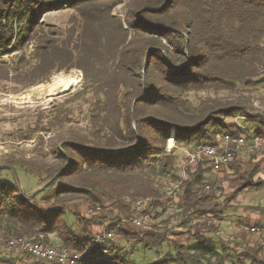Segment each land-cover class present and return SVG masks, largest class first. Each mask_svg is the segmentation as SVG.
Listing matches in <instances>:
<instances>
[{
  "label": "trees",
  "instance_id": "trees-1",
  "mask_svg": "<svg viewBox=\"0 0 264 264\" xmlns=\"http://www.w3.org/2000/svg\"><path fill=\"white\" fill-rule=\"evenodd\" d=\"M127 1L126 29L112 16L118 0H0V58L15 54L14 81L26 89L63 70L81 71L72 99L85 124L65 129L71 110L56 108L45 126L37 119L32 131L15 137L19 143L36 137L32 156L14 154L3 166L36 178L39 188L56 179L32 199L21 195L15 178L0 183V234H42L50 246L89 252L78 264H134L123 255L140 247L154 252L148 264H223L231 258L228 249L217 250L199 230L192 235L196 245L186 247L155 229L126 233L111 225L107 231L129 247L106 252V245L92 247L88 220L74 215L82 225L77 235L66 219L67 205L85 203L115 212L120 221L133 215L138 201L155 203L178 183L177 213L218 217V197L205 190L201 164L193 173L186 169L189 178L178 177L167 143H198L193 149L213 143L239 129L225 119L250 116L236 103L208 98L194 104L190 95L264 85V0ZM65 8L73 10L65 31L41 24L45 14ZM0 75L8 72L0 69ZM253 135L264 138V125ZM261 170L253 157L231 160L222 171L233 190L224 204L263 191ZM257 255L247 248L234 264H264Z\"/></svg>",
  "mask_w": 264,
  "mask_h": 264
},
{
  "label": "rangeland",
  "instance_id": "rangeland-1",
  "mask_svg": "<svg viewBox=\"0 0 264 264\" xmlns=\"http://www.w3.org/2000/svg\"><path fill=\"white\" fill-rule=\"evenodd\" d=\"M118 5L119 4H117V6L113 9L112 16L119 19L127 29L125 23L126 12L125 14H123V16H121L119 14L120 11L117 10ZM127 5L128 1L126 2L125 8H127ZM72 15L73 10L70 8L59 9L57 11L45 14L41 19V24L45 27H55L60 31H65L69 27L68 21ZM32 48L33 45L29 44L26 53L28 54L30 51H32ZM14 55L15 54L4 57L2 63H0V69H4L8 72V76L0 75V166L4 165L3 163L6 158L12 156L14 157V154H25L26 156H32V153L30 154V152H32L35 148L36 137H34V139L30 142L21 143L16 142L15 137H17L19 133L32 131L37 119H40L41 125L45 126V117L52 109L67 108L68 110H71L72 124L70 126L67 125L65 129L72 128L74 130H77L81 129L85 125L84 122H82V119L79 117V104L76 100L72 99L73 95H75V93L80 90L82 84L81 71L76 69L63 70L52 75L49 80L43 84L24 89V86L21 83H16L14 81ZM58 75H64L65 77H77L80 80L78 85H76L75 87H72L62 93L59 92L58 94L56 93L53 96H49L48 85L52 84L54 78ZM208 98L218 99L227 103H236L244 107L243 109L247 111L250 116L247 115L245 117H236L233 119L227 118L225 119V123L228 125L243 127L244 134L246 136H252L257 126H260L261 129L263 128L264 85L250 87L247 89L238 88L234 93H200L189 96L190 101L194 104H196L199 100L201 101ZM260 123H262L263 125ZM49 136L50 135L46 136V139ZM170 140L172 141V143H170L169 145L168 141L167 150L168 152H173L174 156L176 157V174L178 177L182 178V173L184 172V175L186 176L185 179H187L189 178V176L185 171H182L184 169H187V167H185L186 161L184 155L185 152L194 150L193 147L198 143L196 144L192 141L193 143L191 142V145L188 146L186 144L176 146L174 144V140L172 138ZM49 160L50 157L47 158V161ZM200 161L201 169L204 171V183L207 186H210L212 189H214V187L218 184L220 186L218 190H212V192H215L218 197V217H196L193 215L185 216L183 214L177 213L176 210V203L178 202L179 197L175 196L172 200L169 201H166L167 199L164 197L155 203H152L151 201L145 202V216L147 217V221H145L144 223L146 228L144 231H151L152 229H155L157 230V232L174 240L176 243L183 244L186 247H193L196 245V241L192 237V235L196 230L201 231V233L206 236H211L212 233L217 231V224L219 225L218 234L212 237L216 242H219V239H225L226 235H234V237H239L241 239V237L244 235L243 228L245 226L250 227V222L249 219L243 218L238 213L239 210H242L241 212L245 216H250V214L262 215V213L264 212V191L255 192L253 194H243L241 195L242 198H240L239 201H234L230 204V206H227V204H224V200L227 195L233 192V190L229 188L227 182H224L225 180H228V177L224 173H221V176L218 179H214V176L210 174L209 169L206 168L207 163L205 159L202 158ZM197 166L198 164L195 166V168H190V172L193 173L196 170ZM259 166L260 169L264 171V165L261 164ZM15 173L16 176L10 170L2 169L0 172V183L14 184L15 178L16 183L17 181L19 182L26 196H30L40 189L36 178L25 174L22 171H18ZM220 181H222V183H220ZM160 185L162 187L164 186L165 188L168 187V189L169 187H171V183H169L167 180H162L160 182ZM176 185H179V183ZM82 204L83 208L80 207V205ZM88 208L89 206L85 203L66 206V219L68 223L72 225L73 230L77 235L81 233L82 225L77 222L76 217H78L79 220L85 218L89 221V229L91 235H95L96 233L98 234V232L107 231L108 227L111 225L117 227L118 230L126 233L133 231L142 232V230H134L132 227H130V225L121 224L118 221L119 219H117L118 215L115 212L109 215V213L107 212L108 209H105L103 212L96 216H87L86 211ZM256 208H261V210ZM70 212H72L73 215ZM74 215L76 217H74ZM219 219H221L222 221ZM99 222L103 223L99 224ZM97 226L98 228L95 229V233H93L94 228H96ZM211 227H214L215 229H212ZM260 230L263 231L264 229ZM248 234L249 236L253 235L250 232H248ZM49 239V242L51 244H58L55 240L54 235H51ZM238 244L235 246H233V244H230V247L235 250L234 252H228V254L231 255V258L230 260L225 261L223 264H234L235 254L244 251L247 248L246 246L248 245V241L246 240L245 244H241V242V245ZM128 247V244H126L125 241H122L120 237L117 238L114 243H108L105 246L106 252L107 249H115L117 251L122 250L124 252L128 249ZM139 249L136 248L133 252L132 249L129 248V252H126V254L128 253V255L123 256L134 264H148V261H151L153 259L154 252L144 251L141 247ZM0 255H3V259H5L2 264H13V261L10 262L6 259L8 258V256L5 255V253H2ZM257 258L264 262V250H261L260 253H258ZM27 261L29 264L36 263V261L32 259H28Z\"/></svg>",
  "mask_w": 264,
  "mask_h": 264
},
{
  "label": "built area",
  "instance_id": "built-area-1",
  "mask_svg": "<svg viewBox=\"0 0 264 264\" xmlns=\"http://www.w3.org/2000/svg\"><path fill=\"white\" fill-rule=\"evenodd\" d=\"M119 5L117 10L123 16L126 12V0H118ZM6 57V56H5ZM4 58V57H3ZM3 58H0L2 63ZM238 130L231 134H222L216 138L213 143L200 144L192 151L185 152L184 158L186 161L185 167L195 168L200 163L201 159H205L206 168L213 173H220L226 169L231 160L235 157L242 159L248 158L253 155H259L261 162L264 164V138L257 136H246L244 128L238 126ZM182 171H186L185 169ZM182 178L185 179L184 172ZM180 185V184H179ZM179 185L170 189L165 198L173 199L179 193ZM219 184L212 189L206 186L205 190H218ZM148 200L138 201L134 205L133 215L129 218H122L119 222L123 225H130L134 230H142L145 228V202ZM101 207H89L86 211L87 216H96L103 212ZM246 230L252 233L257 238L261 236L262 230L255 226L247 227ZM119 235L113 231H102L95 234L91 238L92 247L105 246L108 243L115 242ZM0 249L8 254L20 253L28 255L37 259L45 264H78L79 261L89 255V252L80 254L64 248L50 246L45 243L42 234H30L20 237H4L0 234ZM106 253V252H104Z\"/></svg>",
  "mask_w": 264,
  "mask_h": 264
},
{
  "label": "crops",
  "instance_id": "crops-1",
  "mask_svg": "<svg viewBox=\"0 0 264 264\" xmlns=\"http://www.w3.org/2000/svg\"><path fill=\"white\" fill-rule=\"evenodd\" d=\"M254 158V160L256 161V162H258V164L259 165H261V164H263L262 162H261V160H260V157H259V155H253V156H250V157H248V158H245L244 160L245 161H247V160H250L251 158ZM264 165V164H263ZM210 171V170H209ZM221 173H223V172H220V173H213L212 171H210V174H212L213 176H214V179H218L220 176H221ZM225 174V173H224ZM257 178H260V179H262V180H264V171L263 170H261V171H259V173L257 174ZM221 182V181H220ZM264 191V190H263ZM250 194V193H249ZM251 194H253V193H251ZM240 198H242V196H239L237 199H236V201L235 202H237V201H239L240 200ZM80 207H82L83 208V204L82 205H80ZM231 207H232V205H231ZM256 209H259V210H261V208H256ZM240 211V210H239ZM238 211V213L243 217V218H245V219H249V225L250 226H256V227H258V228H260V229H264V212L262 213V215H259V214H250V216H245L241 211L239 212ZM219 220H221V219H219ZM222 221V220H221ZM101 223H103V222H99V224H101ZM99 226V225H98ZM98 226L96 227V228H94V231H93V233H95V229H97L98 228ZM246 226L243 228L244 229V235L241 237V239L239 238V237H234V235L233 236H228V235H226L225 236V239H219L220 241L219 242H217L218 243V245L216 246V249L217 250H221L222 251V245H224V247L226 248V249H228V251H229V253L230 252H234V250L235 249H233V248H231L230 247V244H233V246H235V245H237L238 243L240 244V242H241V244H245V241L247 240L248 241V245L246 246L247 248H251V249H255L256 251H258V253H260V251L261 250H264V230L262 231V234H261V236L260 237H256V236H254V235H251V236H249V234H248V230H246ZM218 231H219V225L217 224V231H215L214 233H212V235L210 236H207V238H211L212 240H214L212 237L214 236V235H217L218 234ZM98 233H101V232H98ZM97 234V233H96ZM238 236V235H237ZM169 240H171V241H173L174 243H176L174 240H172V239H170V238H168ZM231 240H233V241H231ZM215 241V240H214ZM228 243H230V244H228ZM238 244V245H239ZM240 244V245H241ZM244 246V247H245ZM239 247V246H238ZM246 248V249H247ZM4 254L5 253V255H7L8 256V258H6L7 260H9L10 262L11 261H13V264H29L28 263V259H32V260H34V261H36V263H34V264H45V263H43V262H41V261H39V260H37V259H34V258H32V257H30V256H28V255H25V254H20V253H11V254H8V253H6V252H4V251H2L1 249H0V254ZM3 261H5V259H3V255H0V264H2V262Z\"/></svg>",
  "mask_w": 264,
  "mask_h": 264
},
{
  "label": "bare ground",
  "instance_id": "bare-ground-1",
  "mask_svg": "<svg viewBox=\"0 0 264 264\" xmlns=\"http://www.w3.org/2000/svg\"><path fill=\"white\" fill-rule=\"evenodd\" d=\"M79 80L80 79H78L77 77H65L64 75H58V76H56L54 78V80H53V83L50 84V85H48L49 96H53L56 93L58 94L59 92L62 93V92L67 91L68 89H70L72 87H75L76 85H78Z\"/></svg>",
  "mask_w": 264,
  "mask_h": 264
},
{
  "label": "water",
  "instance_id": "water-1",
  "mask_svg": "<svg viewBox=\"0 0 264 264\" xmlns=\"http://www.w3.org/2000/svg\"><path fill=\"white\" fill-rule=\"evenodd\" d=\"M70 164H71V162L69 161V166H70ZM69 166L67 167V169L69 168ZM0 168L1 169H7V170H10L11 172H13V174L16 176V173H15V171H13V169H11V168H9V167H7V166H0ZM67 169H65V170H67ZM64 170V171H65ZM56 179V177H54V178H52L50 181H48L45 185H43L38 191H36L35 193H33L32 195H30V196H26L25 194H24V192H23V190H22V188H21V186H20V184H19V182L17 181V186H18V188H19V191H20V193H21V195L22 196H24L26 199H32V198H34L38 193H40V192H42V191H44L54 180Z\"/></svg>",
  "mask_w": 264,
  "mask_h": 264
}]
</instances>
